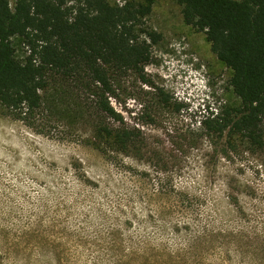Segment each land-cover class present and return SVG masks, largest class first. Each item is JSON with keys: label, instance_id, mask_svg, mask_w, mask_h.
Returning <instances> with one entry per match:
<instances>
[{"label": "rangeland", "instance_id": "374dc122", "mask_svg": "<svg viewBox=\"0 0 264 264\" xmlns=\"http://www.w3.org/2000/svg\"><path fill=\"white\" fill-rule=\"evenodd\" d=\"M143 22L150 84L128 71L109 97L141 151L101 152L52 114L30 126L0 110V264H264V156L225 155L199 132L203 114L238 103L232 71L175 0ZM158 87L179 111L157 106Z\"/></svg>", "mask_w": 264, "mask_h": 264}, {"label": "trees", "instance_id": "16d2710c", "mask_svg": "<svg viewBox=\"0 0 264 264\" xmlns=\"http://www.w3.org/2000/svg\"><path fill=\"white\" fill-rule=\"evenodd\" d=\"M175 1L184 22L204 33L232 71L228 83L238 100L203 114L200 134L222 140L225 155L263 157L264 0ZM154 2L0 0V110L30 126L52 114L62 129L85 131L82 141L101 152L141 151V130L123 121L109 97L113 78L128 71L150 84L143 69L156 35L143 21ZM155 95L157 106L181 109L161 88Z\"/></svg>", "mask_w": 264, "mask_h": 264}, {"label": "built area", "instance_id": "2783aa9c", "mask_svg": "<svg viewBox=\"0 0 264 264\" xmlns=\"http://www.w3.org/2000/svg\"><path fill=\"white\" fill-rule=\"evenodd\" d=\"M117 2H120V0H117ZM122 2V1H121Z\"/></svg>", "mask_w": 264, "mask_h": 264}, {"label": "bare ground", "instance_id": "6f19581e", "mask_svg": "<svg viewBox=\"0 0 264 264\" xmlns=\"http://www.w3.org/2000/svg\"><path fill=\"white\" fill-rule=\"evenodd\" d=\"M208 56V55H207Z\"/></svg>", "mask_w": 264, "mask_h": 264}]
</instances>
